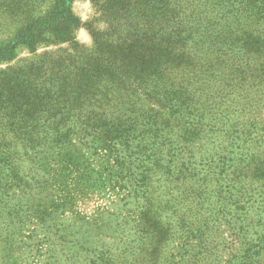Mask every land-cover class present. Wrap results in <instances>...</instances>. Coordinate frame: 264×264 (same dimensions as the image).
Returning a JSON list of instances; mask_svg holds the SVG:
<instances>
[{"label": "rangeland", "instance_id": "1", "mask_svg": "<svg viewBox=\"0 0 264 264\" xmlns=\"http://www.w3.org/2000/svg\"><path fill=\"white\" fill-rule=\"evenodd\" d=\"M57 2L92 47L98 1L0 0V69L68 48L52 28L32 46L20 38ZM236 12L244 51L204 53L202 80L187 85L193 111L155 108L154 144H110L78 112L36 139L0 125V264H264V16Z\"/></svg>", "mask_w": 264, "mask_h": 264}, {"label": "trees", "instance_id": "2", "mask_svg": "<svg viewBox=\"0 0 264 264\" xmlns=\"http://www.w3.org/2000/svg\"><path fill=\"white\" fill-rule=\"evenodd\" d=\"M96 2L97 14L86 24L93 40L89 49L77 42L75 32L81 22L63 2L39 19L33 30L38 35H20L32 46L41 28H52L58 30L53 41L66 43L68 48L0 69L1 126L9 124L20 138L36 139L50 130L48 122L57 116L60 124L78 112L86 127L103 133L110 144H138L146 138L154 144L153 136L160 129L155 108L178 117L176 112L186 116L193 111L187 85L191 79L202 80L204 53L220 62L219 54L227 48L244 51L242 36L236 39L230 26L236 10L238 17L246 19L264 16V0ZM213 14L217 21L207 19ZM6 54L0 51V57ZM256 55L264 60V55ZM12 59L11 54L5 58ZM155 99L159 106L152 103ZM55 126L52 131L58 133L59 126Z\"/></svg>", "mask_w": 264, "mask_h": 264}]
</instances>
